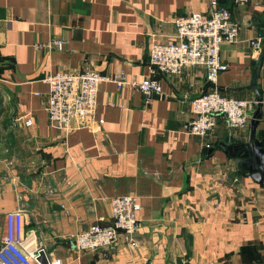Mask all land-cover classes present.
<instances>
[{"label": "crops", "instance_id": "0c3cea01", "mask_svg": "<svg viewBox=\"0 0 264 264\" xmlns=\"http://www.w3.org/2000/svg\"><path fill=\"white\" fill-rule=\"evenodd\" d=\"M209 1L0 0V241L5 213L19 210L21 247H42L62 264H264V187L214 146L245 138L259 52L250 41L264 38V0H216L238 31L219 47L226 68L215 86L249 102L243 129L218 118L206 135L187 133L190 100L210 88L198 66L156 74L161 92L147 102L126 85L100 81L91 122L67 134L49 125L44 109L50 73L144 78L150 44L172 41L173 19L204 15ZM256 86L255 130L264 137V53ZM123 194L140 205L136 245L119 241L106 257L77 252L67 241L108 223L109 199Z\"/></svg>", "mask_w": 264, "mask_h": 264}, {"label": "built area", "instance_id": "2783aa9c", "mask_svg": "<svg viewBox=\"0 0 264 264\" xmlns=\"http://www.w3.org/2000/svg\"><path fill=\"white\" fill-rule=\"evenodd\" d=\"M243 5L255 0H232ZM175 37L169 42H152L148 50V74L140 79H126L122 72L104 76L94 69L80 72H55L44 78L48 89L44 109L51 127L64 134L73 128L88 126L96 104L97 87L100 81L110 80L116 87L128 86L140 92L147 102L152 94L160 93L156 74H176L185 67L198 66L204 69L210 84L190 100V119L185 124L187 133L193 136L206 135L221 118L228 129L245 128L248 121L249 102L221 94L215 79L218 72L226 68L219 57L222 43H232L237 37L238 26L228 9L209 1L206 14L189 13L173 19ZM56 47L61 42L55 41ZM254 51L260 41H250ZM101 123V120L97 121ZM31 118L23 120L31 125ZM235 180V179H234ZM110 220L106 224L93 223L74 236L77 252H98L106 257L117 243L136 245L135 234L140 225L137 212L139 203L129 194L113 196L109 199ZM23 215L13 210L4 215V233L0 241V264H62L58 259L45 253L42 247L27 252L21 247ZM42 258L44 263L38 259Z\"/></svg>", "mask_w": 264, "mask_h": 264}, {"label": "water", "instance_id": "95a60500", "mask_svg": "<svg viewBox=\"0 0 264 264\" xmlns=\"http://www.w3.org/2000/svg\"><path fill=\"white\" fill-rule=\"evenodd\" d=\"M264 53V38L261 40L256 62L251 70L247 88L251 89L254 96V110L252 111L247 123V132L242 142L235 143H216L214 146H219L224 153L230 157L235 168L250 176L254 181L262 184L264 187V137L256 133V124L260 115V91L256 86L259 66ZM74 246V239L67 241ZM40 263H44L42 258L38 259Z\"/></svg>", "mask_w": 264, "mask_h": 264}]
</instances>
